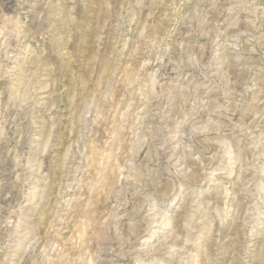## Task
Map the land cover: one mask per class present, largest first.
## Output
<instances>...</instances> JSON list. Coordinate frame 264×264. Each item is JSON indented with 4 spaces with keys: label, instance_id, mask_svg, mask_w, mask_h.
<instances>
[{
    "label": "rangeland",
    "instance_id": "1",
    "mask_svg": "<svg viewBox=\"0 0 264 264\" xmlns=\"http://www.w3.org/2000/svg\"><path fill=\"white\" fill-rule=\"evenodd\" d=\"M0 264H264V0H0Z\"/></svg>",
    "mask_w": 264,
    "mask_h": 264
},
{
    "label": "bare ground",
    "instance_id": "2",
    "mask_svg": "<svg viewBox=\"0 0 264 264\" xmlns=\"http://www.w3.org/2000/svg\"><path fill=\"white\" fill-rule=\"evenodd\" d=\"M183 138V137H182ZM161 144V143H160ZM162 145V144H161ZM164 145V144H163ZM162 148V147H161ZM163 150V149H162ZM166 152H167V150H164L162 153H160V154H162V156L163 155H165L166 154ZM161 156V155H160ZM126 188V187H125ZM123 245V244H122Z\"/></svg>",
    "mask_w": 264,
    "mask_h": 264
}]
</instances>
